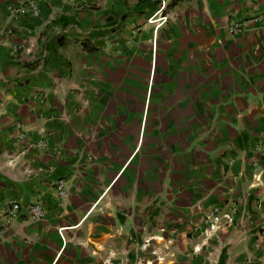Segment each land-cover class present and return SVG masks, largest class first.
Segmentation results:
<instances>
[{
	"label": "crops",
	"instance_id": "0c3cea01",
	"mask_svg": "<svg viewBox=\"0 0 264 264\" xmlns=\"http://www.w3.org/2000/svg\"><path fill=\"white\" fill-rule=\"evenodd\" d=\"M29 1L0 0V264H264V0Z\"/></svg>",
	"mask_w": 264,
	"mask_h": 264
},
{
	"label": "built area",
	"instance_id": "2783aa9c",
	"mask_svg": "<svg viewBox=\"0 0 264 264\" xmlns=\"http://www.w3.org/2000/svg\"><path fill=\"white\" fill-rule=\"evenodd\" d=\"M166 8V2L163 1L162 7L150 19V22L156 23V28L159 29L161 26L165 25L169 17L163 14V11ZM14 19L18 20L23 16L32 15L34 17H40L42 15V9L38 4L33 3L31 0L26 2L23 6H15L11 8ZM160 16L157 18V16ZM259 18V17H258ZM246 26V22L243 20H239L235 17H231L228 23V32L231 36L241 34ZM14 33V28L9 29L8 34L12 35ZM19 47L23 48L22 46L15 47V51H19ZM17 128L19 130V137L22 140L28 141L30 139L29 134L24 130L23 123H18ZM264 139V137H263ZM42 148L45 147V141H40L37 143ZM262 146L259 145L256 147V153L261 154ZM264 160V159H263ZM264 164V163H263ZM54 187L57 192V195L61 199H65L68 195V189L66 182L62 179H59L54 182ZM22 210V204L19 202H13L11 205L6 209L4 216H3V228H9L13 222L15 221L18 213ZM236 209L234 208H225L223 206L217 205L213 206L206 212L204 223H198L196 225V230L201 231L204 235L206 240L212 238L220 231L224 230L225 228L232 225L235 221L236 216ZM27 215L31 220H41L45 217V209L40 203H35L30 205L27 208ZM197 252L200 251L199 248H196Z\"/></svg>",
	"mask_w": 264,
	"mask_h": 264
}]
</instances>
